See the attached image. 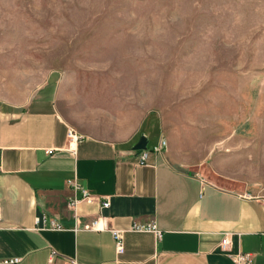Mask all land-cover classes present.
Wrapping results in <instances>:
<instances>
[{"label": "crops", "instance_id": "0c3cea01", "mask_svg": "<svg viewBox=\"0 0 264 264\" xmlns=\"http://www.w3.org/2000/svg\"><path fill=\"white\" fill-rule=\"evenodd\" d=\"M141 63L77 59L39 81L14 70L0 77V259L239 264L244 253L264 264V198L193 168L197 138L178 121L187 107L179 110L174 85L160 96L150 64ZM69 128L81 136L73 145ZM162 138L166 148L139 163L144 149L135 146L144 139L151 149ZM98 216L122 231V253L110 231L93 228Z\"/></svg>", "mask_w": 264, "mask_h": 264}, {"label": "rangeland", "instance_id": "374dc122", "mask_svg": "<svg viewBox=\"0 0 264 264\" xmlns=\"http://www.w3.org/2000/svg\"><path fill=\"white\" fill-rule=\"evenodd\" d=\"M89 58L149 63L187 107L193 168L264 198V0H0V77Z\"/></svg>", "mask_w": 264, "mask_h": 264}, {"label": "built area", "instance_id": "2783aa9c", "mask_svg": "<svg viewBox=\"0 0 264 264\" xmlns=\"http://www.w3.org/2000/svg\"><path fill=\"white\" fill-rule=\"evenodd\" d=\"M67 136L69 138V145H73L81 136L78 135L75 130L73 128H69L68 132H67ZM167 142L164 138H162L157 144L153 145L151 149H144L141 151V154L139 155L138 158V162L139 163H145L148 159V157L150 156V154L152 152L158 153L160 151H162L164 148H166ZM54 151V148H47L46 152L48 154H52ZM75 188H78L81 190L82 193V199L83 200H88L91 201L93 198L90 195V193L86 190V189H82L80 188V186L76 185ZM76 200L71 201L70 204H75ZM108 205L107 201H104L102 203V206L106 207ZM2 222V211H1V207H0V225ZM39 222V219H36V223ZM93 225H94V229L96 230H108L112 233L116 243H115V247H116V251L118 253H122L124 251V244H123V237H122V231L119 229H116L112 226L109 225V221L107 217L104 216H98L93 220ZM135 228L139 229L142 227L136 226ZM148 229H155V225L154 224H150L147 226ZM158 232V230H157ZM229 244V238L228 236H225L221 243L220 246L222 247V249H226L227 246ZM55 257V252H53V254L51 255L50 258V262L53 260V258ZM237 261L239 264H251V256L249 254H244V253H239L236 256ZM20 261L19 257H13V258H2L0 259V264H13ZM64 264H79L78 261L75 258H68Z\"/></svg>", "mask_w": 264, "mask_h": 264}, {"label": "water", "instance_id": "95a60500", "mask_svg": "<svg viewBox=\"0 0 264 264\" xmlns=\"http://www.w3.org/2000/svg\"><path fill=\"white\" fill-rule=\"evenodd\" d=\"M146 140L142 139L136 146L135 149H146Z\"/></svg>", "mask_w": 264, "mask_h": 264}]
</instances>
